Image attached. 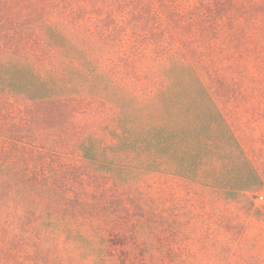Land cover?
<instances>
[{
    "label": "rangeland",
    "instance_id": "1",
    "mask_svg": "<svg viewBox=\"0 0 264 264\" xmlns=\"http://www.w3.org/2000/svg\"><path fill=\"white\" fill-rule=\"evenodd\" d=\"M48 17L67 51L100 55V72L143 100L168 85L161 70L171 63L194 67L233 132V186L245 189L249 166L263 187L226 200L157 173L114 182L77 152L91 134L109 143L108 106L0 97V174L17 175H0V264H99L103 256L106 264H264V0H0V58L22 60L10 75L28 79L33 65L41 74L55 65L41 26ZM59 62L66 79L81 64ZM6 186L65 188L68 206ZM50 221L60 228L45 227ZM47 233L58 242L47 245Z\"/></svg>",
    "mask_w": 264,
    "mask_h": 264
},
{
    "label": "trees",
    "instance_id": "2",
    "mask_svg": "<svg viewBox=\"0 0 264 264\" xmlns=\"http://www.w3.org/2000/svg\"><path fill=\"white\" fill-rule=\"evenodd\" d=\"M41 26L46 46L56 59L55 65L45 74L37 72L33 65L28 79L16 78L9 71L17 69L22 60L0 58V97L20 99V103L29 105L78 97L108 106L112 111L110 124L102 130L109 143L91 134L77 146L78 158L91 172L123 184L140 181L150 173L167 175L211 190L226 200L254 195L262 189L258 173L249 166L246 174L250 180L245 189L233 186V132L199 81L194 67L177 61L171 63L170 68L161 70L168 77V85L149 92L143 100L135 91L120 87L100 72V55L82 47L67 51L65 37L51 17L42 19ZM60 58L81 63L79 69L72 71L71 79L61 74ZM180 77L185 81H179ZM25 109L27 119L31 110ZM27 145L30 149L25 151L32 155L34 146ZM51 152L48 150L47 154L59 155ZM0 175L9 182L17 179L12 171ZM4 188L16 191V195L30 192L61 207L68 206L65 188ZM45 227L58 229L60 225L50 221ZM48 235L47 245L58 242L59 237ZM65 240L70 242V238ZM81 257L93 255L88 252ZM96 262L106 264V256L96 258Z\"/></svg>",
    "mask_w": 264,
    "mask_h": 264
}]
</instances>
